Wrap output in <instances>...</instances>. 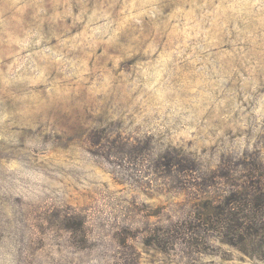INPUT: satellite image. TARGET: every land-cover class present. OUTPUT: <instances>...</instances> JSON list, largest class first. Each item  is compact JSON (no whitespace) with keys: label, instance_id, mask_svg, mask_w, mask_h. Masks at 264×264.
<instances>
[{"label":"rangeland","instance_id":"obj_1","mask_svg":"<svg viewBox=\"0 0 264 264\" xmlns=\"http://www.w3.org/2000/svg\"><path fill=\"white\" fill-rule=\"evenodd\" d=\"M0 264H264V0H0Z\"/></svg>","mask_w":264,"mask_h":264}]
</instances>
